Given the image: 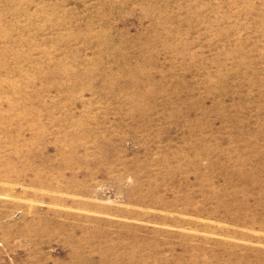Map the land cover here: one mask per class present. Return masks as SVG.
Wrapping results in <instances>:
<instances>
[{
  "label": "rangeland",
  "instance_id": "rangeland-1",
  "mask_svg": "<svg viewBox=\"0 0 264 264\" xmlns=\"http://www.w3.org/2000/svg\"><path fill=\"white\" fill-rule=\"evenodd\" d=\"M0 264H264V0H0Z\"/></svg>",
  "mask_w": 264,
  "mask_h": 264
}]
</instances>
